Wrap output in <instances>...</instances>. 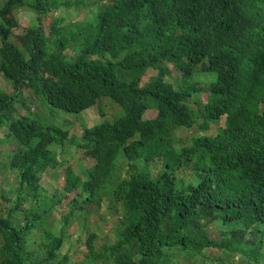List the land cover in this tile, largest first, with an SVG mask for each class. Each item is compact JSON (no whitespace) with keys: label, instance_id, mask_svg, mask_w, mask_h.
Masks as SVG:
<instances>
[{"label":"trees","instance_id":"16d2710c","mask_svg":"<svg viewBox=\"0 0 264 264\" xmlns=\"http://www.w3.org/2000/svg\"><path fill=\"white\" fill-rule=\"evenodd\" d=\"M0 76V264H264V0H1Z\"/></svg>","mask_w":264,"mask_h":264},{"label":"rangeland","instance_id":"374dc122","mask_svg":"<svg viewBox=\"0 0 264 264\" xmlns=\"http://www.w3.org/2000/svg\"><path fill=\"white\" fill-rule=\"evenodd\" d=\"M0 4H1V0H0ZM67 11L69 12L68 13L69 16H65L63 23H69L70 21L80 20L83 17V15H85V13H88L87 9H85V12L74 11L72 9H67ZM57 12L58 11H52L50 12V14H56ZM15 15L18 18L19 25L13 29L14 33L24 32L25 27L35 17L34 12L32 11L29 5H26L23 8L17 10ZM12 40L14 39L12 38ZM203 78L205 80L204 82H207V76H204ZM146 80L147 77L145 76L141 79V83H144ZM0 87L5 88L7 92L11 91L10 85H8L7 82L4 79H2L1 76H0ZM201 98L203 101H205L204 94L201 95ZM100 102L102 104L103 111L105 112L104 116L100 114V110L98 106H92L82 111L79 115L75 113L72 114L70 113L68 119L71 121V124H67L65 126L68 129L69 136L80 135L82 132L83 125L92 126L96 123H99L103 118H107L111 116L109 114L114 113L113 107H111L110 105L108 106L105 100H101ZM30 106L32 110L35 108L33 103H31ZM17 108L20 111V113H24V109L19 105V103H17ZM155 114H156L155 109L150 108L146 110L144 117L150 118L153 117ZM220 123L222 124V121ZM176 131L178 135H184V134H189L192 130L176 129ZM1 136H2V131L0 130V137ZM7 148H8L7 143H0L1 151L6 150ZM57 158L67 160L69 163H75L80 158L79 150L74 143L65 142L63 149L57 151ZM153 170L155 171V169ZM178 175L185 180H189L190 178L192 179V175L188 170L180 169ZM43 177H44L43 178L44 182H46L45 184L46 187L50 189L59 187L60 183L63 180L61 177L54 178L47 173H45ZM0 181L1 183H3L1 174H0ZM101 211L103 212V208H101ZM54 216H55V221H58L57 214H54ZM68 232L70 233V236L68 240L63 244L60 251L61 253L67 252L68 254H70L72 260L80 259L82 257V253H84L85 251V245L82 242L85 237V233L78 229V225L76 223L69 226ZM75 247L77 248L74 249ZM73 250H77V251L73 252ZM252 257H254V255L248 254V257L240 258V260H236L235 262L239 261L240 264H252L251 260H254Z\"/></svg>","mask_w":264,"mask_h":264}]
</instances>
